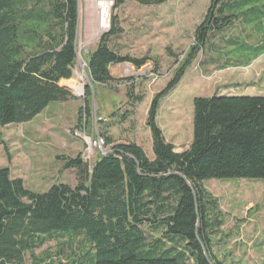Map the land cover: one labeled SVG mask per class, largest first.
<instances>
[{"label": "trees", "instance_id": "1", "mask_svg": "<svg viewBox=\"0 0 264 264\" xmlns=\"http://www.w3.org/2000/svg\"><path fill=\"white\" fill-rule=\"evenodd\" d=\"M127 1L150 6L168 0H113L110 29L87 54L94 85L127 80L111 74L113 65L128 63L138 70L148 62L110 46L122 33L115 12ZM78 25L79 0H0V126L30 122L50 104L75 98L59 83L73 76ZM233 27L237 34L220 36ZM219 36V43H212ZM193 38L172 80L148 108L152 158L135 142H117L99 131L109 152L93 165L81 154L57 157L64 170L75 171V186L58 183L37 193L8 167L0 169V264H27V255L31 264H42L34 259L35 250L57 236L81 240L77 260L67 264H221L211 236L222 226V213L202 183L264 180V96L195 98L192 140L181 152L166 141L157 114L161 99L206 49L264 53V0H210ZM91 99L87 88L74 131L87 128ZM142 100L134 97L133 104ZM144 226L161 237L149 240Z\"/></svg>", "mask_w": 264, "mask_h": 264}, {"label": "rangeland", "instance_id": "2", "mask_svg": "<svg viewBox=\"0 0 264 264\" xmlns=\"http://www.w3.org/2000/svg\"><path fill=\"white\" fill-rule=\"evenodd\" d=\"M105 2L110 4L103 7ZM209 4L210 0H168L164 4L150 6L125 2L115 12L122 33L111 40L110 46L118 54L146 57L148 62L138 70L128 63L111 66L110 71L115 78L127 80L104 87L91 82L86 61L87 54L95 49L100 36L110 29L113 0H79L77 58L73 76L59 84L68 87V83H78L81 91L70 88L74 99L50 104L30 122L0 126V169L8 167L13 177L22 179L27 189L37 193H45L58 183L75 186V171L64 170L63 162L57 157L85 155L84 135L79 138L73 133L77 127L78 110L84 108L83 97L87 88L92 93V112L83 132L94 136L100 131L123 142L138 140L146 155L152 158L151 134L144 123L148 108L154 95L167 86L185 58L194 41V30L203 21ZM104 8L106 27L102 29L100 22ZM237 33L233 27L220 36ZM239 34L245 37L240 30ZM220 36L212 43H219ZM230 51L221 48L217 52L206 49L199 53L177 86L161 99L157 124L176 151L185 150L191 143L195 98L210 97L214 93L245 92L244 89L253 92L255 88L251 89V85L261 81L264 53L253 57L251 53ZM234 63H238L235 68L229 67ZM223 64L227 66L222 68ZM255 70L260 71L256 73ZM131 86V97H128L127 89ZM138 96L143 97L142 102L133 104L134 97ZM82 115L86 113L83 111ZM105 118L110 122L101 126ZM100 155L93 152L88 164L93 165ZM202 184L218 200L222 213V226L211 236L215 258L221 264H262L264 180H209ZM143 231L149 240L161 237L160 232L150 227L144 226ZM80 241L67 236L48 239L35 250L34 259L42 260V264H67L77 260L81 253ZM31 259L27 255L26 263L31 264Z\"/></svg>", "mask_w": 264, "mask_h": 264}, {"label": "built area", "instance_id": "3", "mask_svg": "<svg viewBox=\"0 0 264 264\" xmlns=\"http://www.w3.org/2000/svg\"><path fill=\"white\" fill-rule=\"evenodd\" d=\"M100 120V118H99ZM103 122H105V120L103 119L102 120ZM74 136H77L79 138L82 137V135H84V138L82 137V141L86 144V150H85V157L83 156V159L88 161L91 159L90 155L93 153V152H99L100 154L102 155H105L109 152L108 148L105 147V144H104V139L102 137L98 135H94V136H89L87 134H85L84 132H81V131H74ZM93 157V155H92Z\"/></svg>", "mask_w": 264, "mask_h": 264}, {"label": "crops", "instance_id": "4", "mask_svg": "<svg viewBox=\"0 0 264 264\" xmlns=\"http://www.w3.org/2000/svg\"><path fill=\"white\" fill-rule=\"evenodd\" d=\"M229 67H232V68H235L234 66H229ZM227 69V68H226ZM257 71H260V70H255V72L257 73ZM261 81H257V84H253V85H251L252 87H251V89L253 88H255V90H253V92H247V89H244L243 91H245V92H238V93H233V92H231V93H220V94H217V93H214V94H217V95H234V96H264V74H262V77H261V79H260ZM262 83L261 85H258V83ZM248 89H250L249 87H248ZM105 120L107 121V122H102V123H100V125L101 126H104V125H106V124H108L110 121H109V119L108 118H105ZM145 121H146V117H145V120H144V123H145ZM133 142H135L136 144H138L139 146H141V144L139 143V141L138 140H132ZM117 142H120V141H117ZM122 142V141H121ZM142 147V146H141ZM12 176V175H11ZM13 177V176H12ZM15 178V177H14Z\"/></svg>", "mask_w": 264, "mask_h": 264}, {"label": "bare ground", "instance_id": "5", "mask_svg": "<svg viewBox=\"0 0 264 264\" xmlns=\"http://www.w3.org/2000/svg\"><path fill=\"white\" fill-rule=\"evenodd\" d=\"M108 2H109V1H108ZM108 2L102 3V4L105 5V6H103V7H107V5L110 4V3H108ZM102 4H101V5H102ZM105 10H106V8H104V9L102 10V18H101V22H100V27H101L102 29L106 27V20H105V18H104V13L106 12ZM68 87L71 88V89L76 90L77 92H80V91H81V86H80L78 83H68Z\"/></svg>", "mask_w": 264, "mask_h": 264}, {"label": "water", "instance_id": "6", "mask_svg": "<svg viewBox=\"0 0 264 264\" xmlns=\"http://www.w3.org/2000/svg\"><path fill=\"white\" fill-rule=\"evenodd\" d=\"M64 86V85H63ZM65 88H67L68 90H70V88H68L67 86H64ZM176 152H178V151H176Z\"/></svg>", "mask_w": 264, "mask_h": 264}]
</instances>
